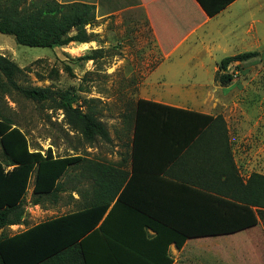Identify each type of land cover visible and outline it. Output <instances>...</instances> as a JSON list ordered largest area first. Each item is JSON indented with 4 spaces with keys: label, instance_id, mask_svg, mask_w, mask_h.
Instances as JSON below:
<instances>
[{
    "label": "trees",
    "instance_id": "trees-1",
    "mask_svg": "<svg viewBox=\"0 0 264 264\" xmlns=\"http://www.w3.org/2000/svg\"><path fill=\"white\" fill-rule=\"evenodd\" d=\"M196 1L208 16H213L233 0H223L213 8ZM94 10L93 5L60 4L55 0H0V34L30 48L87 43L92 35L87 34L86 26L94 22ZM98 52L77 60L94 61ZM258 56L254 51L223 58L217 65L215 81L221 86L229 84L233 76L227 68L231 64ZM18 73L19 68L0 55L2 95L14 91L30 102L50 103V108L61 111L66 124L87 144L97 139L110 141L92 109L73 107L75 99L68 92L22 87L16 83ZM202 138L212 141L202 145L206 152L190 157L188 150L200 145ZM226 140L221 116L138 99L127 171L78 156L55 157L50 149L43 153L31 150L25 135L9 119L0 117V230L24 224V197L32 176L34 206L41 198L55 199L64 191L60 180L71 168L79 167L80 178L88 182L86 189L71 190L82 200L79 210L11 236L0 234V264H98V256L102 264H123L114 247H122L124 253L131 249L116 237L119 230L135 232L138 228L143 237L147 230L152 231L150 243L167 255L171 244L180 250L190 238L227 235L254 227L257 218L264 220V176L251 174L244 183ZM171 162L190 166L192 172L173 175L170 169H164ZM128 213L131 219H118ZM167 264H172V259Z\"/></svg>",
    "mask_w": 264,
    "mask_h": 264
},
{
    "label": "rangeland",
    "instance_id": "rangeland-1",
    "mask_svg": "<svg viewBox=\"0 0 264 264\" xmlns=\"http://www.w3.org/2000/svg\"><path fill=\"white\" fill-rule=\"evenodd\" d=\"M244 7L247 11L244 10L243 15L236 20L238 25H243L241 30L247 26L244 25L245 21L258 20L254 24L253 37L247 42L241 45L228 42V45L223 47L224 51L212 52V59H208L205 49L199 44L183 45L173 55L200 58L204 63L201 80L206 83L212 80V68L221 59L243 52H258V57L241 64H231L227 68V73L233 76L229 84L221 86L215 81V85L219 87L236 90L225 96L223 106L219 107L215 114L222 117L227 135L237 131L243 134L256 131L264 135V0H247ZM235 19L232 17V20ZM91 26L97 30L96 23ZM110 28V42L113 43L115 38L111 25ZM129 34L117 33L123 37H130ZM91 38L96 44L102 42L101 34L92 35ZM258 38L260 42H257ZM133 44H136L135 39L132 42L122 39L120 44L95 54L94 61L85 62L77 60L78 57L85 56V46L70 43L63 49L30 48L16 44L11 36L0 34V55L11 60L19 68L16 76L18 85L48 88L54 93H70L75 99L73 107H80L83 111L93 110L107 130L109 142L97 139L87 144L66 124L61 111L50 108V103L30 102L14 91L5 95L0 93V117L9 119L25 135L31 150H40L43 153L50 149L55 157L78 156L128 171L132 122L139 98L136 93L141 81L137 79L136 73H132V77L125 74L122 65L113 70V61L124 59L131 54H139ZM148 53L155 55L152 49H148ZM133 67L135 68V65ZM172 67L170 75L173 77L170 81L173 84L197 82L199 65L195 67L192 64H182ZM79 175V167L69 169L60 180L64 184V191L58 193L55 199L41 198L37 206L31 204L32 176L24 197V224L5 229L1 234L10 236L38 222L79 210L82 200L77 192L71 190L76 187L83 190L88 185ZM195 244L196 240L190 241L187 249Z\"/></svg>",
    "mask_w": 264,
    "mask_h": 264
},
{
    "label": "crops",
    "instance_id": "crops-1",
    "mask_svg": "<svg viewBox=\"0 0 264 264\" xmlns=\"http://www.w3.org/2000/svg\"><path fill=\"white\" fill-rule=\"evenodd\" d=\"M55 1L60 4L83 3L94 6L95 20L93 23H96L98 27L96 30L94 26L89 25L86 32L88 35L101 34L102 42L96 44L91 38L87 43H75V45L85 46V55L120 44L122 39L131 42L133 39L136 40V44L132 46L139 54H131L124 59H115L113 70L122 65L128 76L136 73L137 79L141 81L137 87L138 99L212 117L217 116L215 113L219 107L223 106L225 96L236 90L215 85L218 64L212 68V80L204 83L201 80L204 63L200 58L181 55L175 57L173 54L183 45L199 44L205 49L208 59H212V52L224 51L223 47L228 45V42L239 45L247 42L255 32V22H258L253 19L250 22L245 21L244 25L247 26L243 30H241L243 25L237 24L238 17L243 15L244 10L247 11L244 7L247 5V0H233L213 16H208L196 0ZM202 1L208 7L213 8L223 0ZM232 17L236 19L232 20ZM110 25L113 28L115 43L110 42L112 39ZM117 33H130V37L119 36ZM256 40L261 41L260 38ZM148 49L154 50L155 55H150ZM140 64L144 66H139ZM182 64H192L195 67L199 65L200 72L196 83L173 84L170 81L173 77L170 75L172 65ZM199 80L201 81L198 82ZM199 142H201L200 145L188 150V154L192 155L190 157L206 152L202 145L212 141L202 138ZM226 143L237 172L244 183L251 174L264 176V135L256 131H251L250 134L237 131L232 135H227ZM164 169H170L173 175L192 172L190 166L174 165L172 162ZM234 191L236 193V190ZM248 193L249 191H246L247 197ZM241 196L243 197V191H241ZM119 216L118 219L132 218L129 213ZM47 220L50 219L44 221ZM15 226L17 225L6 229ZM4 230H0V234ZM138 230L137 228L135 232L132 230L118 231L116 237L121 239L120 243L128 245L131 249L129 253H124L122 247L118 245L114 247L115 255L123 264H167L168 259H172V264H264V220L260 218H257V224L254 227L232 234L187 239L180 250L175 249L171 244L168 246L167 255L150 243L154 236L152 231L147 230L146 237H143ZM192 240H196V244L187 249ZM102 263L101 256H98V264Z\"/></svg>",
    "mask_w": 264,
    "mask_h": 264
}]
</instances>
